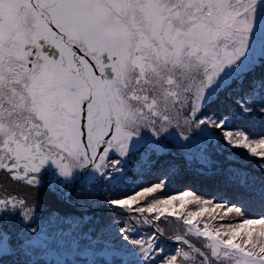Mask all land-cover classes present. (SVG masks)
I'll return each instance as SVG.
<instances>
[{
  "label": "snow or ice",
  "instance_id": "obj_1",
  "mask_svg": "<svg viewBox=\"0 0 264 264\" xmlns=\"http://www.w3.org/2000/svg\"><path fill=\"white\" fill-rule=\"evenodd\" d=\"M257 42L264 56V0H0V170L37 191L45 175L49 189L64 195L79 182L87 204L98 202L94 184L109 185L102 204L115 213L104 225L112 259L90 264H264V136L232 130L237 121L264 117V76L247 91L241 79ZM234 83L242 94L228 115L210 109ZM209 135L217 147L224 140L261 158L262 175L229 177L222 197L185 190L148 202L175 174L158 159L171 153L163 142L187 151ZM137 152L141 166L159 163V174L129 194L120 186L128 189V157ZM0 191V225L18 219L17 241L27 254L44 232L42 224L27 227L38 202ZM190 203L197 209L182 215ZM253 205L260 210L251 212ZM144 213L153 215L141 221L136 214ZM233 213L219 227L197 219L225 221ZM165 216L182 221L184 231L141 234L138 222ZM11 240L0 228V252ZM166 241L176 248L166 249Z\"/></svg>",
  "mask_w": 264,
  "mask_h": 264
},
{
  "label": "rangeland",
  "instance_id": "obj_2",
  "mask_svg": "<svg viewBox=\"0 0 264 264\" xmlns=\"http://www.w3.org/2000/svg\"><path fill=\"white\" fill-rule=\"evenodd\" d=\"M264 59L261 55L260 45L257 42L256 51L254 55L253 63L250 64L243 71L247 73V76H242L243 90H248V77L251 76L250 72L253 70L256 64H262L260 61ZM258 75H253L252 78H257ZM241 86L233 84L231 89H226L220 92L218 100H216L210 109H215L217 112H223L225 116L228 115V109L234 107V98L237 95H241ZM231 97V98H230ZM222 105L223 107H218ZM179 106V105H177ZM258 124L264 125V117L256 116L247 120L237 121L232 125V130L237 128H243L252 138H260L264 136V129L261 126H255ZM219 134V130H214ZM179 132V129H177ZM195 135V133H193ZM235 138V137H234ZM213 142V146L209 147V141ZM166 149H171V153L167 152L163 155H159L158 159L165 165L172 164L174 175L168 180L166 188L158 190L157 193L151 194L145 199L150 202L154 198H163L169 195L178 194L185 190H192L197 195L204 198L207 195L196 192L194 186L196 184L195 176H189L188 171L214 169L218 173L224 170L230 177L235 178L237 173H247L249 177H260L262 175L261 170L257 167V164L261 162V158L251 156L245 149L242 148H229L226 146V141L220 140L219 146H215V136L209 135L208 137L201 136L195 139L189 150L181 149L180 147H174V141L163 142ZM203 148H208L207 153H202ZM142 150L151 152V149H146L145 146H141ZM202 154L207 155L208 159H202ZM250 157V158H248ZM130 163L127 166L129 169L128 176V190L131 194V189L134 185L143 179L144 183L138 184L141 188L156 183V178L151 180L152 175L158 176V163L156 167L141 166L140 153H136V157H128ZM157 156H153V160H156ZM153 169V170H151ZM178 175V176H177ZM196 175V174H195ZM182 179H188L189 181L182 185L178 189H173ZM199 180V179H197ZM134 181V183H133ZM188 183V186H187ZM0 185L6 190L7 193L18 194L20 196L28 198L29 202L37 201L38 207L36 209V220L27 225L30 230L37 225L44 226V232L36 239L33 250L24 254L20 251L19 243L17 241V233H22L23 225L18 221L16 217H12L8 223H3L0 228L6 230L12 237L11 245L8 252H0L3 255L6 262H0V264H18L19 261H28V264H58L62 262L65 257H68L72 261H75V256H83L89 258L90 261L96 260L94 256H98L103 261L107 262L112 259L108 254L111 247V238L104 225L107 223L109 217L115 215L111 212L106 205L102 204L103 199L111 195L109 185L103 181L99 184L93 185V190L97 193L98 202L87 204L80 198L78 193L80 192L81 185L79 182L70 184L64 191L70 193V195H64L59 191H52L48 186V176L45 175L44 184L37 191L35 188H29L24 183L13 182L9 174L0 170ZM121 190H127L123 185L120 186ZM139 190V189H136ZM4 191H0V196L4 195ZM143 203V202H142ZM177 207H179L177 203ZM197 205L190 203L186 206L182 215H187V211H194L197 209ZM222 214V213H221ZM141 217V221L146 216L153 214H136ZM235 214H229L225 221H220L218 218L210 220L207 215L197 218L201 225L207 221L213 227H219L221 223L231 221ZM135 218V216L133 217ZM141 234L145 232H151L156 228H162L165 230L166 235H175L177 231L182 233L185 226L182 221L177 220L174 216L161 217L160 221L153 220L151 224H143L138 222ZM188 239L196 247H200L203 244V239H197L195 236H190ZM104 245L99 247L98 245ZM175 241H166V249H175ZM44 248V251L41 249ZM94 255V256H93ZM122 259V257H121ZM191 264V262H190Z\"/></svg>",
  "mask_w": 264,
  "mask_h": 264
},
{
  "label": "trees",
  "instance_id": "obj_3",
  "mask_svg": "<svg viewBox=\"0 0 264 264\" xmlns=\"http://www.w3.org/2000/svg\"><path fill=\"white\" fill-rule=\"evenodd\" d=\"M262 64H256L255 67L253 68V70L250 72V74H252L251 76L248 77V82L251 81L252 76L253 75H258L256 77L260 78L261 76H264V59H262V61H260ZM257 79V78H256ZM219 107H223L222 105H218V107L215 106V108H219ZM223 112H226L223 110ZM257 126H261L264 129V125L262 124H258L255 126V130H257ZM218 168H214V169H204V170H196L194 172L192 171H188L187 170V174L189 176H195V181L196 184L194 186V190L196 192H199L201 194L211 196V195H216L217 197H222L225 196L230 190L232 185L228 182V178L230 177L227 173H224L225 171L222 170L220 173H218L216 170H218ZM153 170V169H151ZM196 174V175H195ZM178 176V175H177ZM157 177V175H152L151 176V180L155 179ZM199 179V180H197ZM186 181L188 182V179H182L176 186L173 187V189H178L180 188L182 185H184L186 183ZM145 180L141 179L138 184L144 183ZM137 184V185H138ZM188 186V183H187ZM136 185H134L133 188H135ZM128 190V189H127ZM129 191V190H128ZM260 209L257 205H253L250 208L251 212H258ZM42 251H44V248L41 249ZM94 256V255H93ZM75 261H72L71 259H69L68 257H65L62 262L58 263V264H90V259L89 258H85L83 256H75ZM94 258L97 261H103V259H101L98 256H94ZM6 262V259H4L3 255H0V262ZM5 264V263H3ZM53 264V263H51ZM55 264V263H54Z\"/></svg>",
  "mask_w": 264,
  "mask_h": 264
}]
</instances>
